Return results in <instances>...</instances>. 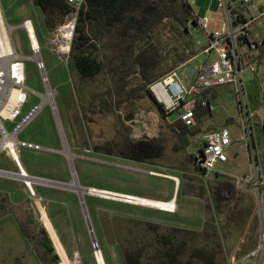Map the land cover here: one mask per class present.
I'll use <instances>...</instances> for the list:
<instances>
[{
	"label": "rangeland",
	"instance_id": "374dc122",
	"mask_svg": "<svg viewBox=\"0 0 264 264\" xmlns=\"http://www.w3.org/2000/svg\"><path fill=\"white\" fill-rule=\"evenodd\" d=\"M240 1L235 0L237 5L240 4ZM188 2L192 7V12L196 19L208 18V34L220 31L224 16L217 3L210 2L209 0H188ZM0 6L6 23L9 27L13 28L11 39L15 52L21 57L24 66V85L28 89V98L20 111V115L13 123L4 122L7 132H11L21 121L35 111L41 103L39 95L44 91L35 64L31 60L32 53L26 33L20 27L24 19L28 18L31 21L34 37L45 64L50 86L57 93L55 103L60 119L58 128L61 133V139H59L60 136L58 138L55 131L56 125L53 123L51 111L47 105L41 107L18 134L19 141L26 143L37 142L50 150H39L40 153H37V150L20 149V161L26 167L29 175L52 182L67 184L75 178L81 187H92L91 189L97 188L149 200H160V202L168 200L173 191L174 182L168 175L178 178L180 187L176 194L177 211L172 214L157 211L153 209L154 207L147 208V206L130 205L118 199L92 195L84 196V206L82 203L81 206L84 215L85 213L88 215L95 241L105 264H123L115 245V241L120 244V238L118 237L120 234L118 233V236H113L111 233V230L116 225L119 228V219L117 217L120 216L150 222L166 228H179L192 231H201L205 220H211L215 227L217 238H210L208 240V250H203L202 236L197 237L195 235H192V237L195 236L196 238L194 241L186 245L180 244V247L184 248L183 246H185L186 249L195 252L202 258H206L214 254L215 245L218 244L222 248V254L217 256V263L261 264L264 256L262 252L258 253L254 258L244 261L245 256L257 248L258 237L264 224V212L262 214L258 210V205L254 198V190L252 188H246L242 191L236 190V196L240 197L238 206H235L233 201L220 212L212 205L209 196L210 186L217 181L229 179L234 182V179H241L249 170L247 146L244 142L238 140L243 136V132L240 125L238 100L232 87L222 86L208 91L206 99L212 106L213 111L210 114H202L198 124V131L186 136L188 145L185 153L177 151L176 148L180 144V141L169 128V121H174L177 114L173 112L166 115L155 100H153L154 98H152L151 94L143 99L135 100L133 103L124 104L119 113L105 116L102 108L96 109L92 114L87 113L93 118V121L88 122L83 119L79 123L84 130V133H81L73 119L74 115L78 113V109L72 108L68 110L65 105L66 94L72 85L73 76L68 71V67L66 68L51 51L49 43L51 36L45 27L41 10L33 5L30 0H0ZM261 7L264 8V0H253L250 4L251 13L257 15ZM191 30V38L195 43L200 42V46L195 45L196 56L187 62V66L197 69L203 62L215 60L216 55L214 52H211L206 57L202 53V48L207 46L206 34L195 26ZM250 33L256 42H262L264 39V16L255 22V28ZM157 39L159 44L163 46L165 54L169 52L168 56L171 58L175 54L176 48H180V38H176L168 33L167 30L161 31ZM167 64L170 65L169 62ZM263 66L264 59L262 66L256 69L255 74H250L247 71L244 72L249 106L252 110L258 109L255 117L258 120L264 117L263 110L259 109V107L264 105ZM177 73L182 83L186 85L188 82L184 76V70L179 68ZM138 81L139 78L136 76L130 78L123 87V90H119L118 88L113 89V95L115 97L124 95L133 89ZM106 91V84L99 79L82 91V100L79 106L86 107L91 100L96 99L97 96L104 94ZM148 111H154L158 120V139L164 144V152L160 159L151 165L114 157L105 159V162L94 160L97 156H95V152L91 149L93 146L102 145L105 141H110L111 138H119L117 133L120 126L118 116L125 120L127 115H132L133 120L142 121L144 118L140 119V117H147ZM52 124H54L55 129ZM133 125L134 123L125 121V126L129 128L130 132ZM222 128H226L230 134L231 145L227 151L228 159L225 163H218L210 175H207L205 179H201V174L196 170L189 155L197 153L198 150L195 145L203 133L210 131V129L219 130ZM189 131L191 132L192 130L189 129ZM251 140L254 142L252 145L251 141V147L256 151L264 176V134L258 127L254 128ZM15 148L17 149V146ZM56 151H60L61 153L59 154ZM6 153L8 154L6 149L0 150V170L12 172L15 168L9 159V154L7 155ZM14 155H17L16 151H13L12 157ZM152 173L164 175V178L170 179L172 183L165 179L157 178L158 176L155 177ZM1 177L5 178H0V188L6 190L7 197L12 195L13 199H17V182L6 179L13 177L5 175ZM56 188L66 189L65 187ZM56 188L50 187V185H36L34 190L38 199L41 197L46 200L57 192ZM60 194L65 198L66 207L70 212V223L77 251L73 249L67 258L44 211L42 210V219H40V214L35 208V203L30 198L29 204L31 203V206L35 210L29 207L34 221L32 225L37 227L39 231L44 230L46 235L50 236L56 249V251L54 250V254L57 257L59 255L61 258L59 259L58 257L57 264H63L61 253L67 259L68 264H93V249L85 221L83 219L82 226H79L76 210L69 199L71 194L68 192ZM41 207L45 208L43 202H41ZM2 213L0 210V216ZM10 213L14 219L13 212ZM79 214L82 218L83 214ZM44 217L48 225L45 223ZM44 246L49 249L51 245L50 243H44ZM14 258H17V236L8 230V228L0 226V264H8V260L11 261ZM262 264H264V260Z\"/></svg>",
	"mask_w": 264,
	"mask_h": 264
},
{
	"label": "trees",
	"instance_id": "16d2710c",
	"mask_svg": "<svg viewBox=\"0 0 264 264\" xmlns=\"http://www.w3.org/2000/svg\"><path fill=\"white\" fill-rule=\"evenodd\" d=\"M30 1L41 10L49 33L64 21L70 10L65 0ZM193 26L196 27V18L187 0H84L67 65L73 76V88L65 101L68 110L78 109V113L73 117L78 130L84 133L79 124L83 119L93 121L87 113L92 114L98 108L104 110L105 116L119 113L124 104L148 96V87L152 83L195 57L196 46L191 38ZM166 30L181 41L180 48H176L172 58L168 56L169 52L165 54L157 39L159 33ZM108 46H112L111 50H108ZM259 50V59L263 60L264 39ZM134 76L139 78L136 86L124 95L115 97L113 89L123 90ZM99 79L106 84L107 91L91 100L86 107H80L82 91ZM198 110L195 111L197 126L191 132L179 120L169 124L170 130L180 141L177 151L185 153L188 145L186 136L198 131L200 116L207 113L201 108ZM132 119V115H127L125 120L118 116L119 138L91 149L95 153L102 152L135 163L151 164L160 159L164 152V144L160 139L134 140L129 137L130 130L125 126V121L130 122ZM87 138L89 139L88 136ZM236 190L233 180L217 181L209 188L212 205L219 212L233 201L234 205L238 206L240 197L236 196ZM44 221L47 224L46 219ZM21 229L29 241L33 240L35 234L29 225H21ZM123 231L124 246L119 253L124 264H224L217 263V256L222 254V248L218 244L215 245L214 254L206 258L186 249L185 246L180 247L194 241L195 236H202L203 250H208V240L217 238L211 220L205 222L201 233L178 228L165 229L150 222L130 219L123 226ZM39 234L44 237L43 245L50 243L44 230ZM58 249L61 252L59 246ZM51 252L52 249H47V254ZM61 256L62 263L68 264L62 253ZM57 261L58 257L54 256L52 264H57Z\"/></svg>",
	"mask_w": 264,
	"mask_h": 264
},
{
	"label": "built area",
	"instance_id": "2783aa9c",
	"mask_svg": "<svg viewBox=\"0 0 264 264\" xmlns=\"http://www.w3.org/2000/svg\"><path fill=\"white\" fill-rule=\"evenodd\" d=\"M209 1L217 3L218 7L222 10L224 20L221 23L220 31L208 34L209 20L206 17L196 19V27L205 33L207 38V46L202 48V53L208 57L211 52H214L216 59L211 62H203L194 70L191 77L187 79L188 83L186 85L182 83L177 73V70L185 65L183 64L152 83L148 87V91L166 115L175 112L177 120L187 129L193 130L197 126L195 111L198 108L206 110L208 113H212L213 111L212 106L203 98V93L217 87H232L238 100L240 125L243 132V136L238 140L244 142L247 146L249 165L248 173L241 179H234V184L239 191L246 188L254 190V198L256 199L258 210L263 214L264 176L256 151L251 147L255 111L250 108L247 99L244 72L247 71L250 74H255L256 69L262 65V61L259 59L261 42H256L250 31L255 28V22L264 16V8H261L257 15H253L250 10V4L253 0H241L238 5L235 0ZM65 2L70 10L65 15L64 21L50 32L51 39L49 43L52 53L67 68L71 42L84 0H65ZM20 27L26 33L32 53L31 60L35 64L44 91L39 95L41 103L35 111L21 121L11 132H7L4 122L13 123L20 115V111L28 98V89L24 85V66L21 57L15 52L11 39L13 28L9 27L6 23L0 6V147H2L0 150H7L11 160L18 169V173L21 175V181L29 197L35 203V208L40 214V219H42L41 209L44 211V207H41V200L37 198L34 187L36 185H47L48 181L28 175L22 169L18 157H12V153L16 151L15 147L19 144L17 135L41 107L45 105L49 106L52 119L61 136L58 128L60 119L55 103L57 93L50 86L45 64L35 40L30 19H24ZM63 41H65V45H63ZM195 45L200 46V42H196ZM258 122L260 129L264 132V117ZM5 139L11 141L7 142L3 147L2 142ZM230 145V134L226 128L202 134L200 140L195 145L198 150L197 153L189 155L196 170L201 174V179H205L207 175H210L218 163H225L227 161V151ZM0 173L9 174L6 171H0ZM174 184L176 183L174 182ZM122 202L143 207L140 204L129 203L127 198ZM155 209L168 213L175 212L173 208ZM53 247L55 249L54 244ZM91 247L93 251L96 247L98 248L96 241L91 243ZM260 252L264 255V224L258 237L257 248L245 256L244 261L256 257ZM58 257L61 259L59 255Z\"/></svg>",
	"mask_w": 264,
	"mask_h": 264
},
{
	"label": "crops",
	"instance_id": "0c3cea01",
	"mask_svg": "<svg viewBox=\"0 0 264 264\" xmlns=\"http://www.w3.org/2000/svg\"><path fill=\"white\" fill-rule=\"evenodd\" d=\"M261 8H263V7H261ZM107 48H108V50L109 49L111 50L112 46H108ZM261 61H263V60H261ZM187 62L184 63L185 65L183 67H181V69L185 70V68L187 67ZM263 68H264V66H263ZM72 88L73 87L71 85L69 92L72 90ZM208 91L204 92L202 96L209 103V101L206 99V96H208V94H207ZM69 92L66 94L65 100L67 99ZM259 109H262L264 112V105L259 107ZM257 110L258 109L253 110V111H255V117H256V111ZM198 112H199V110H198ZM208 114H210V113H208ZM141 118H144V119L142 121H135L133 119L130 121V122L134 123V125L132 126V130L129 133V137L131 139H134V140L141 139V138H147V139L158 138L159 131H158V126H157L158 120L156 119V113L154 111H148L147 117H140V119ZM175 120H177V116H176ZM167 121H169V120L167 119ZM174 121H172V122H174ZM258 121H259L258 119H254L253 134H254V128L255 127H258L260 129ZM172 122L169 121V124ZM53 123H54V121H53ZM52 125L54 128L55 127L54 124H52ZM213 130L214 129H210V131H213ZM55 131L57 132V135L59 138L60 135H59L57 128L55 129ZM210 131H208V132H210ZM262 133L264 134V132H262ZM59 139H61V136ZM111 140H112V138L110 139V141ZM17 141L19 142V144H17V149H16L17 155H14L13 157L14 158L18 157L19 163H20L22 169L29 175V173L26 171V167H24L20 161V159H21V150L20 149L21 148H28V149H31L32 151L37 150L38 151L37 153H40L39 150H44V151H50V150L47 148H44L43 145H41L40 143H37V142H33V143L32 142L31 143L30 142H28V143L21 142L18 140V135H17ZM253 141H254V138H253ZM253 141H252V145L254 143ZM107 142H109V141H105L104 144H106ZM61 144H62V142H61ZM104 144H102V145H104ZM102 145H98V146H102ZM56 152H58L59 154L61 153L60 151H56ZM95 156H97V158H95L94 160H96L98 162H105L104 161L105 159L113 158L112 156L105 155L102 152L95 153ZM78 158H81V157H78ZM114 158H116V157H114ZM9 159L12 162L15 170L12 172H10V171H6V172H9L11 174H17V171H18L17 167L14 165L11 158H9ZM155 161H157V160H155ZM153 163H151V164H153ZM151 164H149V165H151ZM0 171H5V170H0ZM1 176L2 175H0V178H5V177H1ZM153 176H155V177L158 176L157 178H162V179H165V180L170 181V182H171L170 177H172L171 175H168L170 179L164 178L161 176V174H158V175L154 174ZM33 177H35V176H33ZM6 179H11V181L17 182V199H13L12 195L10 197H7V193H5L6 190L4 188H0V210L3 212L0 216V226L8 228V230L12 231L15 234V236H17V258H14L11 261L8 260V262H9L8 264H52L54 261V256H56L54 254L55 249L53 247L52 242L50 241V245H51L50 249H52V252L47 254L48 248H45V246L42 243L44 237H43V235L39 234V232L41 230L39 231V229H37V227L32 225V223L34 221H33L32 216H31L32 211L29 209V207H31V209H33V210H34V208L31 206V203L29 204L31 199L27 193V190L25 189V187H24V185L20 179H18V178H6ZM47 181H49V180H47ZM49 182H52V181H49ZM54 183H58V182H54ZM60 184H67V183H60ZM46 186H49V185H46ZM50 187L56 188V187L51 186V185H50ZM178 187H179V181H178V184H173V191H172L171 197L166 201L160 202V200H149V199H145V198H142V199H145V200L150 201V202H160V203H166L169 201H173L174 205H175V212H176L177 211V207H176L177 196H176V194L178 191ZM86 188H92V187H86ZM93 189H97V188H93ZM67 190H69V191H67ZM97 190L106 191V192L117 194V195H124V194H120L117 192H111V191L102 190V189H97ZM70 191H72V190H70V189H63V190L57 189V192L55 194H53L49 199L45 200L41 197L39 198L41 200V202H43L45 205L44 213H45V215L49 221V224H50L59 244L61 245L65 255L67 256V258H68V256H70V252L73 249L76 250V248L74 245L75 244L74 233H73V229H72L71 223H70V214H69L70 212H69L68 208L66 207L67 203H66L65 198H63L62 194H60V193L68 192L71 194L69 196V199L72 201V206L76 210V214H77V217L79 220V226H82L81 223L84 219V215L81 218V216L79 214V213L83 214L82 206L80 204L79 198L76 195V193L73 194L74 191H72L73 193ZM134 197H136V196H134ZM137 198H139V197H137ZM118 200H120V199H118ZM143 207H145V206H143ZM147 208H153V207L147 206ZM153 209H155V208H153ZM155 210H157V209H155ZM157 211H159V210H157ZM10 212H13L14 219L10 215L11 214ZM41 212H42V210H41ZM160 212L168 213V212H164V211H160ZM168 214H172V213H168ZM117 218L119 219V221H118L119 228H117V225H116L111 230V233L113 236L114 235L118 236V233L120 234L118 236L120 238V240H119L120 244L117 241H115L116 242L115 245H116V250L119 254V257H120L122 263L124 264V262L120 256V253H119L120 249H122V247L124 246V244L121 242L122 241V234L124 233L123 226L126 224V222H128L129 219L130 220H136V219H132V218H128V217L126 218V217H121V216L117 217ZM206 221H207V219L205 220V222ZM205 222H204V226H205ZM26 224L30 226L32 233L35 234L33 240H31V241H29L26 238V236L24 235V233L21 229V225H26ZM204 226H203L201 231H192V230H185V231L201 233L204 229ZM163 228L166 229V227H163ZM45 230H46V228H45ZM46 232L48 233L47 230H46ZM45 236H47V235H45ZM47 237H49L48 239L50 240V236L48 235ZM99 251H100V249H99ZM91 253H92V251H91ZM101 256H102V254H101ZM79 259H80V257H79ZM102 259H103V257H102ZM92 260H93V264H97L95 256H94V251L92 253ZM80 263H81V260H80ZM103 264H105L104 260H103Z\"/></svg>",
	"mask_w": 264,
	"mask_h": 264
},
{
	"label": "bare ground",
	"instance_id": "6f19581e",
	"mask_svg": "<svg viewBox=\"0 0 264 264\" xmlns=\"http://www.w3.org/2000/svg\"><path fill=\"white\" fill-rule=\"evenodd\" d=\"M64 43H65V41H63V45H65ZM9 141H11V140L5 139L2 142V146L4 147V145L7 142H9ZM0 148H2V147H0ZM15 158H17V157H15ZM0 174L2 176L6 175V176H9V177L18 178L20 180L22 179L21 175L19 173L18 174L0 173ZM155 175H158V174L155 173ZM162 177H164V175H162ZM170 178H172V180L176 184H178V179L177 178H175V177H170ZM47 184L48 185L57 186V187H65L66 189H70V190L74 191V193H76V195L81 200V203L83 204V206H84V200H83L84 196L85 195H92V196H100V197H104V198L120 199L121 201H123V200H125V198H127L129 203L140 204V205H143L145 207L146 206H152L154 208H161V209H171V208L175 209L173 201H169V202H166V203L150 202V201H147L145 199L137 198V197L129 196V195H117V194L109 193V192H106V191H100V190L91 189V188H89L88 190H85L78 184V182H77V180L75 178H73V180L71 182H69L68 184H60V183H54V182H49V181L47 182ZM85 217H86V221L88 222L87 224L89 226L90 237L92 238L93 242H95L94 233L92 231V227L90 225L87 213H85ZM97 249H98L97 247L94 249V256H95L96 262H97V264H103V259H102L101 253H100V251L97 252L96 251Z\"/></svg>",
	"mask_w": 264,
	"mask_h": 264
},
{
	"label": "water",
	"instance_id": "95a60500",
	"mask_svg": "<svg viewBox=\"0 0 264 264\" xmlns=\"http://www.w3.org/2000/svg\"><path fill=\"white\" fill-rule=\"evenodd\" d=\"M194 70H195L194 68H192L190 66H187L185 68V70H184V76H185V78L186 79H189L191 77V75L193 74ZM51 186H53V185H51ZM54 187H57V186H54ZM82 188L85 189V190H88L89 189V188H86V187H82ZM79 201H80V204H81V200L80 199H79ZM82 211H83V208H82ZM83 215H84V211H83ZM84 220H85V215H84ZM85 224H86L87 231H88V234H89V226H88L86 220H85ZM90 240H91V243H93V240H92L91 237H90ZM96 251L99 252V248Z\"/></svg>",
	"mask_w": 264,
	"mask_h": 264
}]
</instances>
